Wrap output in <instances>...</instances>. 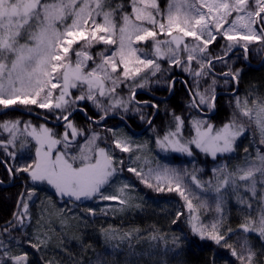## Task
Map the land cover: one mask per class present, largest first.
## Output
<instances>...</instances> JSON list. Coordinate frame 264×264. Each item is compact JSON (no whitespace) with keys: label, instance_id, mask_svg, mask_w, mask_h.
Segmentation results:
<instances>
[{"label":"snow or ice","instance_id":"1","mask_svg":"<svg viewBox=\"0 0 264 264\" xmlns=\"http://www.w3.org/2000/svg\"><path fill=\"white\" fill-rule=\"evenodd\" d=\"M106 2L0 0V106L8 109L17 104L35 105L57 112V120L62 119L64 122V132L59 138L51 128L43 124L37 129L30 122L25 123L24 131L36 142L35 159L16 168L15 172L27 173L34 185H47L54 189L57 196L67 197L69 201L90 200L98 196L102 200H119L121 205H127L129 201L122 198L126 195L125 190L131 187L127 183L119 190L120 196L103 194L105 186L112 182L118 172L123 171L124 161L116 160L113 149L100 147L98 141L101 137L97 132H93L80 144L78 137L85 133L70 118L72 111L80 101H90L103 113L99 120L93 121L96 124L117 108L128 111L129 101L118 97L116 89L122 83L140 78L142 73L143 82L136 87H145L149 82V73L156 76L161 72V59H167L170 66L182 68L193 78L191 86L185 81L191 97L189 107L199 111H213L217 83L213 75L215 62H225V56L240 41H244L242 47L245 59L250 44H264V0H169L166 16L161 12L157 0H130L131 13L124 11L120 4L115 9L105 11ZM117 11L123 13L122 23L119 24L115 18ZM99 17H102V22L98 20ZM69 20L71 23H68ZM144 22L152 27H146ZM160 35L167 38L159 39ZM218 36H223L229 43L222 49L224 55L213 56L209 45ZM149 40L152 41V58L144 49L135 46L136 42ZM81 41L84 42L83 46L77 50L74 45ZM100 42L106 48L97 53L101 62L96 63L86 49ZM112 45L116 46L115 50L107 47ZM109 52L110 55L107 54ZM73 53L76 57L74 62L71 59ZM88 61L95 65L90 70ZM193 62L198 65L197 68H193ZM222 75L238 81L240 72L228 71ZM209 76L212 77L211 84L201 91V81ZM225 83H228L227 79ZM77 88L81 94L73 96L70 90ZM132 91L134 99L135 88ZM103 98H107V104ZM252 105L255 108L249 107L248 99L245 98L241 107V99L236 97V109L242 117H247L256 125L261 137L260 143L264 144V102L253 99ZM153 107L158 106L154 104ZM80 110L83 111L82 108ZM171 115L169 130L163 137L156 138L157 148L163 152L193 156L194 146L216 160L218 156L234 152L238 139L248 131V126L239 122L234 112L229 121L220 127L206 119L194 117L190 121L193 134L185 137L184 118L174 112ZM88 119L93 120L92 117ZM141 119L145 117L141 116ZM20 123L19 120L0 123V129L8 132L11 137L6 142H0L5 148L17 139ZM148 123L151 124V120ZM29 128L31 131H28ZM107 131L113 132L112 129ZM112 143L115 149L129 154L147 147L146 143L133 147L128 137L116 138ZM245 153H248L247 148ZM9 155L15 156V153ZM249 157L250 154L245 158L248 161L245 166H238L234 171H229L227 165L213 169L217 179L215 187L211 181L202 182L195 173L191 174L189 183L186 170L181 172L159 162L156 167L149 166L147 171L143 166L139 169L129 166L127 171L157 192L167 190L178 193L185 201L189 216L187 222L194 235L227 247L239 264H257L258 253L246 237L240 245L243 251L238 252L232 244L227 243L228 236L220 230L224 208L228 196L232 194L241 208H246L249 213L246 222L241 223L239 228L245 234L256 233L264 241V153L257 149L255 160ZM128 158L133 163L141 159L139 155L134 160L131 155ZM145 164L150 165L151 161L146 159ZM9 172L12 173L11 168ZM209 193L214 195V210L217 214L210 226L203 223L199 213L200 208L210 210L207 198ZM35 195V188L28 190L27 200L21 194L17 206L22 205V209L13 214L14 222H8L3 229L4 233H9L17 226L23 227L26 219H31L29 201ZM194 201H199V205ZM254 204L256 220L251 218ZM88 211L92 212L91 209ZM176 215L179 218L182 213L177 212ZM102 231L106 239L116 238L114 232ZM227 231L230 234L233 230L229 228ZM138 233L139 230L134 229L125 232L119 239L131 241ZM37 239L39 244H32L33 248L39 249L46 245L45 240ZM149 239L167 244V238L163 235L152 234ZM177 243L178 240L174 238L173 244ZM6 249L7 245L0 239L3 257L10 259L11 264H28L27 253L10 256ZM261 251L264 252V244L261 245ZM0 264H7V261L0 258ZM95 264H104V261L97 258Z\"/></svg>","mask_w":264,"mask_h":264},{"label":"trees","instance_id":"2","mask_svg":"<svg viewBox=\"0 0 264 264\" xmlns=\"http://www.w3.org/2000/svg\"><path fill=\"white\" fill-rule=\"evenodd\" d=\"M157 3L161 12L166 16L169 0H157ZM118 4L123 5L125 11L129 9L130 0H107L104 10L115 9ZM122 15V12L117 11L115 18L118 24L122 23ZM99 19H102V17H99ZM146 26L148 28L152 27L150 24H146ZM256 27L259 26L256 25ZM156 31L159 30L156 29ZM158 38L166 39L167 37L160 35ZM83 43L81 41L74 47L79 50ZM228 43L226 40L221 42L222 45L215 42L209 46V50L213 56L224 55L222 49ZM112 46L116 47L115 45ZM135 46L144 49L148 53L152 52L151 40L136 42ZM236 47H240V45H235L233 49ZM105 48L106 46L100 42L93 43L92 47L86 50L94 57L96 63H100L101 58L97 53L105 51ZM249 49L248 61L258 65L264 57V44L254 42L249 46ZM237 56L244 57L245 54L242 51H234L229 57L225 56V62H215L213 68V75L217 81L215 94L221 93L216 98L214 114L203 116L211 120V123L216 127H220L228 122L235 112L238 121L248 126V131L244 136H249L251 147H255V149L247 147V149L249 148L248 152L260 149L264 153V144L260 143V136L255 125L247 117H242L235 107L237 96L240 97L245 93L251 96L250 99L252 98V95L248 92L252 86L255 85L264 92V60L258 68L253 69L246 63L239 62ZM71 59L73 62L75 61L74 53ZM159 63L161 72L157 73L156 76H151L149 73V82L145 87H136V85L143 82V78H137L135 81L129 80L122 83L116 89L118 97L129 101L130 109L128 111L117 108L109 112L99 124H96L93 121L99 120L100 115L91 113L80 101L75 110L72 111L73 114L70 118L78 128L82 129H88L87 126L89 125H99L103 129L110 128L112 130L122 127L129 130V132H131V129L141 131L145 128L142 136L151 133L154 136L152 137L150 134L149 136L151 140L154 138L155 141L157 136L163 137L169 130L172 121L171 113L174 112L184 118L185 128L188 129V126L191 127L189 122L194 117L191 112L185 110L184 104L178 103V100L183 96L186 101L191 102L188 86L192 85L193 78L189 77V74L183 71L182 68L175 65L170 66L167 59H161ZM94 66L92 61H88V69ZM197 67L198 65L195 66V68ZM237 70L240 72L237 81L239 90L236 95H228L233 90V82L231 77H225L222 73L228 71L234 73ZM226 79L228 83H225ZM211 80V76L205 78L201 81L200 87L207 88L211 84ZM173 81H179L180 86L172 88L170 97L165 99L170 93ZM185 81H187L188 86L185 85ZM133 88H135L134 99H132ZM162 91L164 92L161 93ZM71 93L73 95V92ZM229 101L233 104L229 105ZM154 104L158 107H153ZM81 108L83 111L80 110ZM230 109H232L231 112ZM193 110L198 111L196 108H193ZM226 110L229 116L225 114ZM0 111V123L19 120L23 127H25V123L30 122L31 125L43 124L48 128L56 129V131H59L62 128L61 125H64L62 119L57 120V112H49V110L38 108L35 105L11 106L8 109L0 106ZM186 115L189 116L188 122H186ZM141 116H144L145 119H141ZM88 117H92L93 120H89ZM121 117L126 122H122ZM149 120H151V124L148 123ZM0 133L2 134L1 129ZM25 139L30 141L25 143L29 147L27 152H22L19 149H14V152L10 149L6 151L0 145V239L7 245V251L10 248L13 250L15 248L16 255L27 253L28 264H49V262H52V264H95L97 258L102 259L104 264H239L227 247L217 245L208 239L202 240L198 235L192 233L187 222L189 216L185 201L181 199L178 193L168 192L167 190L157 192L141 183L133 173L128 172V154L110 148L114 150L117 161H124V169L117 173L109 185L105 186L103 194L120 196L116 190L117 185L123 186L127 183L131 187L125 190L126 195L122 198L127 199L129 203L121 205L119 200L109 202L101 200L98 196L87 202L79 203L59 200L48 190L46 185H34L27 173L15 172L16 168L25 166L35 159L36 147L33 146L34 142L32 143L31 138L27 135H25ZM241 146H243V141L239 140L237 149L233 154L218 156L216 160H213V158L194 148L193 156L174 153L162 155L152 145V151L156 158H152L149 166L156 167L157 162H159L177 168L181 172L186 170L189 173L187 177L189 183H191V174L195 173L202 182L211 181L213 187H215L217 179L214 176L213 169L218 168L220 165H227L229 171H234L238 166H244L246 163L245 158L249 155L243 154L246 148L240 152L239 147ZM9 153H15V156L9 155ZM117 166L119 167V165ZM9 168L12 169V173L9 172ZM33 188L36 189V195L29 201L31 219H26L23 227L17 226L11 229L9 233H4L3 229L8 225V222H14L13 214L22 209V205L17 206L21 194L27 200V192ZM207 198L210 210L206 211L200 208L199 213L203 223L210 226L213 220L217 218V214L214 210V195L209 193ZM46 201L50 202L49 212L44 220L38 221V218L43 214V206ZM65 201H68V203H65ZM194 203L199 205L200 202L194 201ZM89 209L92 212H89ZM177 212L182 213L179 218H177ZM248 215V210L246 208L242 209L236 202L235 196L230 194L224 208V220L220 230L228 236L227 243L232 244L238 252L243 251L240 245L246 237L258 253L257 264H264V252L261 251V245L264 244V241H261L256 233L245 234L239 228L241 223L246 222ZM251 218L253 220L257 219L255 209L251 212ZM173 221L176 222L173 223ZM229 228L233 230L230 234L227 231ZM134 229L139 230L136 238L131 241H121L119 239L125 232ZM102 230L114 232L116 238L106 239ZM152 234L165 236L167 244L164 241H151L149 237ZM37 237L47 242L39 249L31 246L32 244H39ZM66 237L69 239L70 244L65 245L63 243ZM174 238L178 240L177 244H173ZM129 244H131V248H129ZM0 258L4 259L2 252H0Z\"/></svg>","mask_w":264,"mask_h":264},{"label":"rangeland","instance_id":"3","mask_svg":"<svg viewBox=\"0 0 264 264\" xmlns=\"http://www.w3.org/2000/svg\"><path fill=\"white\" fill-rule=\"evenodd\" d=\"M141 7H143V5H140ZM197 6H199V5H197ZM128 10H125L126 12H129V13H131V6H130V4H129V6H128ZM254 10V9H253ZM160 17H157V19H159ZM232 18H234V16L232 17ZM232 18H230V19H232ZM101 22H102V19H99ZM68 23H71V20H69L68 21ZM137 23H140V21H137ZM144 24H145V26H146V22H144ZM147 27V26H146ZM254 27H256V25H254ZM158 29V28H157ZM159 30V29H158ZM26 38V37H25ZM223 40H225L224 38H223V36H218V38H217V40L215 41L216 43H218L219 45H222L221 44V42L223 41ZM21 42H23V40L21 41ZM214 42V43H215ZM226 42H228V41H226ZM243 43H244V41H240V43L239 44H236V45H240V46H242L243 45ZM254 43V42H253ZM213 44V43H212ZM250 45H252V44H250ZM249 45V46H250ZM210 46V45H209ZM108 47H110V46H108ZM112 50H115V47H113V46H111L110 47ZM145 52H147V51H145ZM148 53V52H147ZM109 55H110V52H109ZM149 56H151V53H149ZM151 58V57H150ZM263 60H264V58H263ZM195 66H197L195 63L193 64V68H195ZM91 69V68H90ZM89 69V70H90ZM189 77H191V76H189ZM140 78H143V73L141 74V77ZM109 87H111V84L109 83V85H108ZM205 86H207V84H205ZM255 89H250V91H249V93H251V95H252V98L250 99L249 97H247V95L246 94H242L241 96H240V99H241V107H243V101H244V99L245 98H247L248 99V106L249 107H252V108H255V106L254 105H252V100L253 99H259V100H261L262 102H264V92H262L261 91V93L260 94H258V93H256V94H253L254 92H256V90H258L259 89V87H257V86H253ZM257 87V88H256ZM205 89V87L204 88H202V87H200V90L201 91H203ZM71 92H73V96H79L80 94H81V90L80 89H71L70 90ZM236 95V94H235ZM104 99V103L105 104H107L108 103V101H107V98H103ZM125 100V99H124ZM126 101V100H125ZM82 103H83V105H85V107L86 108H88L90 111H91V113H94V114H96V115H102L103 113L102 112H100L90 101H82ZM189 102L187 101L185 104H184V106H185V110L187 111V112H191L192 113V115H193V117H195V118H202V119H206V120H208L210 123H211V120H209V119H207L206 117H204L203 115H202V113L204 112V110H206L207 111V109H204L203 111H195V110H193V108H190L189 107ZM19 104H17V105H14V106H18ZM20 106H24V105H20ZM25 106H28V105H25ZM29 106H32V105H29ZM129 109H130V107H129ZM1 112V111H0ZM49 112H51V111H49ZM132 112V111H131ZM133 112H135V111H133ZM137 112V111H136ZM208 112V111H207ZM188 115H186V122H188ZM89 123H90V121H88ZM189 124H190V122H189ZM254 124V123H253ZM40 125H42V124H38L37 126H34V125H32L33 127H36L37 129H39V127H40ZM191 125V124H190ZM255 125V124H254ZM61 129L59 130L60 131V133H59V131H56V129L54 130L52 127H51V129L57 134V138H59L61 135H62V133L64 132V125H61ZM255 127H256V125H255ZM24 128L25 127H23L22 126V123H20V125H19V132L17 133V139L15 140V142L14 143H12V144H7V148H5L4 147V144L3 143H0V145L3 147V149L4 150H8V149H10L12 152H14V149H19L20 151H22V152H27L28 151V149H29V147H27L26 146V142H30L28 139H25V135H27L28 136V134H27V132H25L24 131ZM87 128L88 129H82V128H80V129H82L83 131H84V133H85V135H83V136H80V137H78V140H79V143L80 144H83L84 142H85V140H86V138L88 137V136H91V134L93 133V132H97V133H99L100 134V140L98 141V144L100 145V147H109V148H115V146H114V144L112 143V141L114 140V139H116V138H123V137H128V138H130L131 139V141H132V144H133V147L135 146V145H137V144H141V145H143V144H147V147L146 148H144V149H142L141 151H139V152H136L135 150L133 151V153H131V154H129V153H126V154H128V156L129 155H131L132 157H133V160L135 159V156L136 155H139L140 157H141V159L138 161V162H136V163H133V161L132 160H129V158H128V161H129V165H128V167L129 166H132V167H136L137 169H139L141 166H143L144 167V170L145 171H147V168L146 167H148L149 165L148 164H145V160L147 159V160H150V161H152V158L154 157V158H156V155H154V153H153V151H152V145L155 147V149H156V151H158V153L159 154H162V155H169V154H172V153H174V154H179V155H186V154H181V153H178V152H171V151H169V152H163V151H161L159 148H157V145H156V140L154 141V138H153V140H151V137L149 136V134L153 137L154 135L153 134H151V133H149V132H147V133H149V134H146V135H143V136H139V135H134V136H131L125 129H119V130H113V132L115 133V136L113 135V132H109V131H107V129H110V128H107V129H103L102 128V126H91V125H89V126H87ZM188 129L185 131L184 130V135H185V137H190L192 134H193V132H192V128L190 127V126H188L187 127ZM256 130H257V133H258V135L260 136V133H259V131H258V129H257V127H256ZM1 131H2V134L0 133V142H6V141H8L9 139H11V137L9 136V133L8 132H6V131H4L3 129H1ZM28 131H31V128H29L28 129ZM31 139V142L33 143L34 142V145L33 146H35L36 147V142H35V140L34 139H32V137L31 136H29ZM239 140H241V141H243V146H241V147H239V150H240V152H242V149H244V148H247V147H250V148H254L255 149V147L254 146H252L251 147V140H250V138H249V136H243V137H241V138H239L238 139V141ZM260 140H261V137H260ZM238 141H237V143H238ZM58 147H60V146H58ZM193 148L195 149V147L193 146ZM236 149H237V147H236ZM119 150V149H118ZM195 150H197V151H199V149H195ZM248 150H249V148H248ZM120 151V150H119ZM236 151V150H235ZM234 151V152H235ZM234 152H232V153H228V154H233ZM256 150H253V151H250V152H248V153H245V149H244V152H243V154H247V155H249L250 154V159L251 160H255V157H256ZM204 154V153H203ZM224 155H226V154H224ZM34 156H35V153H34ZM206 156H209V157H211L210 155H206ZM9 158H11V157H9ZM212 158V157H211ZM241 158V157H240ZM248 163V161H246V163L244 164V166L246 165ZM177 169V168H176ZM178 170V169H177ZM182 172H184L183 170H182ZM47 186V185H46ZM48 187V190H50L55 196H56V198H58L59 200H69L67 197H63V198H61V197H59V196H57L56 194H55V192H54V189H52V188H50L49 186H47ZM123 186H118L117 185V192H119L118 193V195H120V189L122 188ZM102 200V199H101ZM87 201H89V200H81V201H78L79 203H84V202H87ZM107 201H109V202H115V201H117V200H107ZM50 202L49 201H46V203L44 204V206H43V218H41V217H39L38 218V221H41V220H44L45 219V217L47 216V214H48V212H49V208H50Z\"/></svg>","mask_w":264,"mask_h":264},{"label":"bare ground","instance_id":"4","mask_svg":"<svg viewBox=\"0 0 264 264\" xmlns=\"http://www.w3.org/2000/svg\"><path fill=\"white\" fill-rule=\"evenodd\" d=\"M231 55V53H229L228 54V57ZM237 58V60L239 61V62H243L244 64L246 63L249 67H251V68H253V69H256V65L254 64V63H250L249 61H248V59H245V56L244 57H242V56H237L236 57ZM264 58V57H263ZM232 82H233V90L231 91V92H237L238 90H239V86H238V83H237V81H233L232 80ZM180 86V82L179 81H174L173 83H172V87L173 88H178ZM257 88V87H256ZM251 89H255L253 86L251 87ZM250 91V89L248 90V92ZM261 90H260V88L258 89V90H256V92H254L253 94H256V93H259ZM164 91H162L161 93H163ZM243 94H245V93H243ZM251 94V93H250ZM247 95V97H251L249 94H246ZM187 101H186V99L183 97V96H181L180 98H179V100H178V103H180V104H185ZM231 104H233V102H231V101H229V105H231ZM231 110L232 109H230V112H231ZM225 114L227 115V116H229L228 115V112H227V110L225 111ZM186 129V128H185ZM184 129V130H185ZM187 130V129H186ZM185 130V131H186ZM238 160H239V158H238ZM241 167H243V166H241ZM256 208V205L254 204V209ZM65 245H67V244H70V242H69V239L66 237L65 238V240H64V242H63ZM72 245V244H71ZM78 248V247H77ZM78 249H80V248H78ZM8 252H9V255L11 256V255H16V253H15V248H14V250L13 249H9L8 250ZM4 259H6V261H7V264H11V260L10 259H7L6 257H3Z\"/></svg>","mask_w":264,"mask_h":264},{"label":"water","instance_id":"5","mask_svg":"<svg viewBox=\"0 0 264 264\" xmlns=\"http://www.w3.org/2000/svg\"><path fill=\"white\" fill-rule=\"evenodd\" d=\"M236 49H234L233 51H235ZM240 50L244 51L243 48H240ZM228 56V55H227ZM232 94H235V92H233ZM218 96V94H216V97ZM212 115V114H211ZM60 124V123H59Z\"/></svg>","mask_w":264,"mask_h":264},{"label":"flooded vegetation","instance_id":"6","mask_svg":"<svg viewBox=\"0 0 264 264\" xmlns=\"http://www.w3.org/2000/svg\"><path fill=\"white\" fill-rule=\"evenodd\" d=\"M257 68L259 67V65L256 66Z\"/></svg>","mask_w":264,"mask_h":264}]
</instances>
